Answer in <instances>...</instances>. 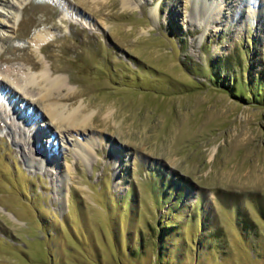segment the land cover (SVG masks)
Instances as JSON below:
<instances>
[{
    "label": "rangeland",
    "instance_id": "obj_1",
    "mask_svg": "<svg viewBox=\"0 0 264 264\" xmlns=\"http://www.w3.org/2000/svg\"><path fill=\"white\" fill-rule=\"evenodd\" d=\"M128 1L0 0V264H264V0Z\"/></svg>",
    "mask_w": 264,
    "mask_h": 264
},
{
    "label": "bare ground",
    "instance_id": "obj_2",
    "mask_svg": "<svg viewBox=\"0 0 264 264\" xmlns=\"http://www.w3.org/2000/svg\"><path fill=\"white\" fill-rule=\"evenodd\" d=\"M22 3V2H21ZM122 6L124 8H130V4L128 0H123ZM5 8V7H0ZM50 36V33H39L36 35L35 42L40 45L43 42H45ZM0 58H2V55H0ZM12 60L13 58H3V60ZM33 67H40L39 63L32 62L30 60ZM41 74L39 81L36 82L38 88L40 89L41 95H40V101H43V103H46L44 105V112L43 117L45 115V118L49 119V121L53 124L56 123L60 128L61 132L64 134L68 132L76 137H80L83 134H85L86 128H88V125L91 123V119L93 118L92 114H88L86 112V106L80 105L75 108H69L64 103H61L62 100H69V99H75L77 96L76 90L71 89L69 87L70 78H67L64 75H59L56 77H53L49 74V70L51 69L52 72L53 68L50 69L47 66L40 67ZM5 72L8 76L17 75L19 74L16 69L13 67H7L3 70L1 69V73L3 74ZM21 74H23L21 72ZM25 76V75H23ZM34 77L29 76L28 78L25 77L24 80H20V75L16 77L17 85L23 86V81L28 83L34 82ZM38 77H36L37 79ZM35 87V86H34ZM13 99L19 98L18 91L12 92L9 94ZM36 102V101H35ZM5 112V111H4ZM13 126L19 128V133L22 132V134L25 136V132L21 130L19 124L16 121H13ZM50 125L49 122H43L39 125L42 126L45 130H48V126ZM67 134V133H66ZM34 149L30 148L29 153H33Z\"/></svg>",
    "mask_w": 264,
    "mask_h": 264
},
{
    "label": "trees",
    "instance_id": "obj_3",
    "mask_svg": "<svg viewBox=\"0 0 264 264\" xmlns=\"http://www.w3.org/2000/svg\"><path fill=\"white\" fill-rule=\"evenodd\" d=\"M233 83V81H232ZM252 83V82H250ZM250 85V84H249ZM236 86V84H233L232 85V89H235L234 87ZM251 86V85H250ZM235 91V94H237L238 96H241L243 95V90H240V92H238L239 90H234ZM254 93H261V90H254Z\"/></svg>",
    "mask_w": 264,
    "mask_h": 264
}]
</instances>
